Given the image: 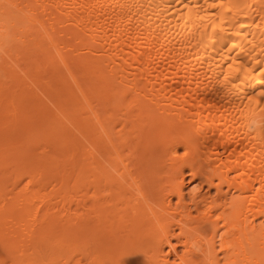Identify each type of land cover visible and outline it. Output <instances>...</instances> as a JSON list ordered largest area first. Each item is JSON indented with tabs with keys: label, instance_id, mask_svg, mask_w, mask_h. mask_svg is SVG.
Returning <instances> with one entry per match:
<instances>
[{
	"label": "bare ground",
	"instance_id": "1",
	"mask_svg": "<svg viewBox=\"0 0 264 264\" xmlns=\"http://www.w3.org/2000/svg\"><path fill=\"white\" fill-rule=\"evenodd\" d=\"M0 264H264V0H0Z\"/></svg>",
	"mask_w": 264,
	"mask_h": 264
},
{
	"label": "rangeland",
	"instance_id": "2",
	"mask_svg": "<svg viewBox=\"0 0 264 264\" xmlns=\"http://www.w3.org/2000/svg\"><path fill=\"white\" fill-rule=\"evenodd\" d=\"M188 181V176H187V178H186V182ZM187 186H188V184H185V187H186V189H187Z\"/></svg>",
	"mask_w": 264,
	"mask_h": 264
}]
</instances>
